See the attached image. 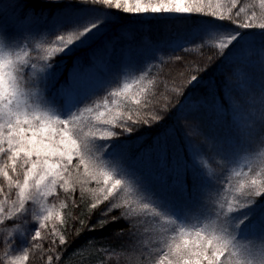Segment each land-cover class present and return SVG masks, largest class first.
<instances>
[{
  "label": "snow or ice",
  "instance_id": "obj_1",
  "mask_svg": "<svg viewBox=\"0 0 264 264\" xmlns=\"http://www.w3.org/2000/svg\"><path fill=\"white\" fill-rule=\"evenodd\" d=\"M259 8L238 0H0V264H28L33 251L42 264H63L71 241L48 222L67 221L48 198L59 199L61 188L67 196L69 183L89 214L99 213L92 231L124 222L120 248L157 226L139 250L143 264H264V169L236 172L235 190L227 177L241 153L264 146V0ZM181 15L230 30L179 47L172 38L119 40L150 30L147 17ZM187 46L200 55L176 57L182 71L170 87L151 76L162 53ZM249 237L261 241L258 254L239 243Z\"/></svg>",
  "mask_w": 264,
  "mask_h": 264
},
{
  "label": "rangeland",
  "instance_id": "obj_2",
  "mask_svg": "<svg viewBox=\"0 0 264 264\" xmlns=\"http://www.w3.org/2000/svg\"><path fill=\"white\" fill-rule=\"evenodd\" d=\"M207 2V0H205ZM216 0H212V3H215ZM239 4L242 6L244 4L254 5L255 10L257 12V15L260 14V0H238ZM190 15H181V16H172V17H147L148 20H154L155 24L151 27L148 31H134L129 33H124L119 37V40L121 43H126L128 41H135L136 43H143V44H151V43H159L161 41L167 40L169 43H171V38L176 47H179L183 45L184 43H191L195 39L199 37L200 34H202L205 31H214V30H221V31H227L230 30L228 27V22L225 21H217L215 18H211L209 21H199V23H193L189 19ZM201 16L200 18L207 19V16L198 15ZM194 17V16H192ZM188 18V20L184 19ZM209 18V17H208ZM130 23L134 25H139L142 23L141 20L138 19H132L130 20ZM166 24V25H165ZM225 24V25H223ZM231 28H236L237 26L231 25ZM249 32L248 30H242ZM251 31H258V30H251ZM195 51H197L192 46H187L186 51H178L176 53H171L169 49V55L161 54V59H163L164 63L159 64V60L153 61L151 66L149 67V73L151 76L155 79H158L160 81H167L169 83V87L171 86V81L173 78L178 79V74L182 69L180 68V61L176 59L177 56L189 59L187 57L190 52H193L195 54ZM70 66V65H69ZM98 66L103 67V59H98ZM156 69L158 72L157 74H154V71L151 68ZM135 78V74H131L128 76H124L120 80V86L124 82H130L132 79ZM115 87V85H114ZM136 85H133V90H135ZM163 90V85L161 84L159 89H157V92ZM123 100V98H121ZM130 101V100H129ZM120 101H117L119 103ZM95 113L92 114V118L94 119ZM85 119L87 120L88 117L86 115ZM75 161V160H74ZM73 161V163H74ZM256 169L257 172L264 169V146L259 145H253L248 151L241 153L240 156L237 158V161L235 164H233L227 173L228 179L231 180V183L233 185V190H235V186L241 181L242 177H237L235 175L236 172H242L247 173L249 168ZM0 183H4L3 178H0ZM221 183L223 184V187L227 184L222 179ZM69 187V184L67 185ZM62 190L61 188L59 190V199H56L55 197H50L49 202L52 204H55L57 206V210L62 212L65 216V208H59V205L61 203H65L64 199L62 197ZM236 195H239L238 192H236ZM65 205V204H64ZM67 212V208H66ZM55 223L56 228L58 229L59 233L63 232L64 225H61L59 218H56L54 221H49L48 226L51 227L52 224ZM47 233V229L42 231V235H45ZM3 234H0V240H2ZM58 239V237H57ZM17 255L20 253L17 252ZM108 254V255H107ZM106 254V264H126L122 259H120L116 253L108 252ZM28 264H42V258L36 254L34 251L30 252L29 254V261Z\"/></svg>",
  "mask_w": 264,
  "mask_h": 264
},
{
  "label": "trees",
  "instance_id": "obj_3",
  "mask_svg": "<svg viewBox=\"0 0 264 264\" xmlns=\"http://www.w3.org/2000/svg\"><path fill=\"white\" fill-rule=\"evenodd\" d=\"M34 3L39 5L40 0H33ZM194 16V17H192ZM198 15H190L189 19L194 23H199V21H209L211 18L206 17L200 18ZM188 20V18H184ZM225 25V24H223ZM249 32L251 30H248ZM257 33L259 32L256 31ZM198 51L190 52L187 55L189 59L193 56H199ZM159 64H161L159 62ZM154 74H157V70L153 67L151 68ZM154 77V75H153ZM130 104V101H126ZM76 161H74V164ZM83 173V168L80 169ZM94 186V185H92ZM69 194L66 196L64 190H62V197L64 199V204L66 205L64 212L65 220L62 234L65 235L66 239H70L71 244L64 251L61 259L63 264H106V254L108 252L116 253V255L122 259L126 264H143V257L140 255V249L145 247H150L152 242L148 238V232L153 230L156 225L149 223L145 229V235L142 240H137L134 246L127 247L126 249L120 248L117 245L124 243L127 240L126 237L117 238L115 233H118L120 229L126 227L123 221H116L106 223L104 226H97L95 231H92V227L96 225L99 213H90V203L85 207V203L80 200L79 188H76L75 193L71 192L72 185L69 183ZM228 184L225 185L222 195H227ZM90 199V198H89ZM75 200L80 207H71L72 201ZM67 208V212H66ZM69 216L73 217L69 219ZM83 225V226H82ZM239 243L248 246L255 253H259L262 244L261 241L254 237L241 238ZM108 255V254H107Z\"/></svg>",
  "mask_w": 264,
  "mask_h": 264
}]
</instances>
